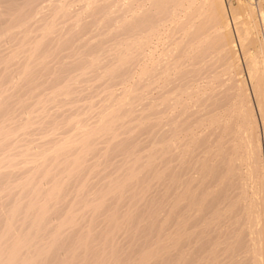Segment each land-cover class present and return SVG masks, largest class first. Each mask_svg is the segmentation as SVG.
<instances>
[{
  "label": "bare ground",
  "instance_id": "6f19581e",
  "mask_svg": "<svg viewBox=\"0 0 264 264\" xmlns=\"http://www.w3.org/2000/svg\"><path fill=\"white\" fill-rule=\"evenodd\" d=\"M44 83L109 88L80 106L85 116L69 110L79 116L74 122L64 112L66 128L80 136L61 135L55 151L46 149L59 158L50 151L46 158L44 149L35 160L46 137L38 152L33 142L20 147L21 156L13 152L23 157L25 172L19 163L16 173L26 175L17 191L24 196L11 192L0 219V264H228V252L229 264H264V0H0V115L14 91ZM39 91L15 94L40 102ZM33 107L23 109L28 122L38 114ZM0 123L2 140L11 131ZM132 132L145 133V141ZM112 153L120 157L107 172ZM15 160L0 156L1 181V168L13 173ZM46 168L53 178L43 177ZM94 174L96 189L83 190ZM75 176L82 184L78 179L79 188L66 193H75L70 203L69 196L59 201ZM47 178L56 182L44 186ZM56 196L64 216L50 202ZM79 219L86 222L73 227ZM122 240L129 242L126 256Z\"/></svg>",
  "mask_w": 264,
  "mask_h": 264
},
{
  "label": "rangeland",
  "instance_id": "374dc122",
  "mask_svg": "<svg viewBox=\"0 0 264 264\" xmlns=\"http://www.w3.org/2000/svg\"><path fill=\"white\" fill-rule=\"evenodd\" d=\"M46 83H44V84H39V86L37 87L38 89L40 88V91L37 89V88H35L36 86H32V87H28V89H32V91L31 90H28V91H24V94L22 93V91L23 90H21L22 88H24V90L26 89V87H22L21 89H19L20 91H18V93L16 92V91H14L10 96H9V98H8V105H9V107H11V108H9V110L6 112V113H3V115L1 114L0 115V122H2V123H4L3 125H1V129L4 131V132H6V133H8L9 131H11V133H8V135L5 137V138H3L2 140H0V142L2 141V142H4V140H5V144H6V142L7 141H9L8 142V144L7 145H5V144H3L2 142V144L3 145H1L0 146V151L2 150L1 148H2V146H4L3 147V150H2V153H3V151L6 153V155L8 154L9 155V159H10V161L9 162H11V163H13L11 160H14V159H16L17 158V160H15L14 162L16 163V164H18L17 165V167L14 165V164H12L13 165V167H15V169L13 170L14 172L12 173V169L11 170H9V168L11 167V166H7V167H2L1 168V171H2V174H1V176H3V174H4V177H6L5 179L4 178H1L2 179V181L4 180L5 182H6V185H7V187L6 186H4L5 185V182H2L1 180H0V183L2 182V183H4L3 184V186L4 187H0V188H2L1 190H3V191H1L0 190V213H1V215H0V219L4 222V220H3V217H5V213H3V212H8V210L7 209H10V206L12 205V203H11V201L13 200V197H12V193L14 194L13 196H16L17 194L18 195H20L21 193H20V190H21V188H22V183H24L23 181H25L24 179H25V177L24 176H26L25 175V173H24V176H22L23 175V173L22 172H20L19 174H17L16 173V170H19V163H21L20 164V167H21V169L23 168V172H25L24 171V167H22L21 165H22V162H20V159L21 158H23V157H21V158H18L19 157V155L21 156L22 154V152H23V150L21 151V149H20V147L21 148H23L24 147V149L26 150V148H29V144L30 145H32V143H29V142H33V146L34 147H31L30 146V149L31 150H35V146H38L37 148H36V151L39 149V146L40 145H43L42 144V142L41 141H43V140H45L46 139V143H45V141H43V143H45V145H43V147L42 146H40V149H42V151L44 152V149L46 150L47 148L48 149H50V147L52 148V150L53 151H55L56 150V148H55V146L59 143V141H62V140H64V138H66L65 136H67V138H71V139H73L72 137H74V136H80L79 134L78 135H75L76 134V132L77 131H75L74 129H72L71 127L72 126H70V127H68V128H66L67 127V125L69 124L70 125V123H71V121H72V118H76V119H79V116L80 115H82V114H79L78 112L79 111H81V110H83L84 111V113H83V115L85 114V110H84V107L87 105V103L89 104V103H91V102H88V101H90L91 100V98H92V96H93V99H94V97H95V95L97 94V93H100V95L98 94V95H96V100H93L92 102H94V101H97L98 99H99V97L102 95V92H103V90L105 89V90H107L108 88L106 87V86H104L103 85V87H102V85H100V84H88V85H85V84H78L79 86H77V85H72V86H75V87H73V88H75V89H73L72 87H62V86H60V88L58 87V86H51V85H49V84H46ZM50 87H49V86ZM83 85H85V86H83ZM90 85V86H89ZM45 86H46V88H45ZM3 87V86H2ZM53 87V88H52ZM93 87V88H92ZM98 87H100V88H98ZM50 89V90H48V89ZM87 88H89V89H87ZM103 90H102V89ZM114 88L115 89H117L118 88V86L117 87H115L114 86ZM113 88V89H114ZM47 89V90H46ZM61 89V90H60ZM64 89H66V90H68V92L67 93H65L66 91L64 90ZM86 89V90H85ZM92 89V90H91ZM96 89H98L97 91H96ZM111 89V88H110ZM1 90V89H0ZM34 90V91H33ZM35 90H37V91H35ZM52 90H54V91H52ZM40 92V96H42V97H40V96H38V98H40L39 100H41V99H43V100H45V101H47V102H45V101H43V100H41L40 102L38 101V99H36V98H34L33 99V97H35V96H33V95H35V94H37V92ZM46 91H48V92H46ZM76 91V92H75ZM97 92V93H95V92ZM102 91V92H101ZM15 92L19 95V93H20V95L22 94V95H25V92H30L29 93V95L30 94H33V95H30V96H33V97H31V99H29L30 100V102L28 103V96L29 95H26L27 97V99L25 98V97H21V96H18V97H16V95L17 94H15ZM31 92H33V93H31ZM49 92H52L51 94H49ZM57 92V93H56ZM62 92V93H61ZM92 92H94L95 94H93ZM56 93V94H55ZM80 93V94H79ZM85 93H89V94H85ZM92 93V94H91ZM14 94H15V96H14ZM47 94H49V95H47ZM57 94H59V95H57ZM73 94V95H72ZM76 94H77V96H76ZM64 95H67V96H64ZM71 95V96H70ZM75 95V96H74ZM80 95V96H79ZM92 95V96H91ZM30 96H29V98H30ZM37 96V95H36ZM50 96V97H49ZM89 96H90V99H89ZM48 97H49V99H51V101L48 99ZM64 97H67V98H64ZM69 97H71V98H73V99H70ZM12 98H13V100H12ZM14 98H16V100L14 99ZM17 98H19V99H21V101L22 100H24V101H22V104L24 103V105H23V107H20V100L19 99H17ZM26 100H25V99ZM64 98V99H63ZM76 98V99H75ZM88 98V99H87ZM36 99V100H35ZM48 99V100H47ZM57 99V100H56ZM80 99H81V101H80ZM85 101H84V100ZM32 100V101H31ZM63 100H65V102L67 101V103L65 104V102L63 101ZM14 101V102H13ZM19 101V102H18ZM37 102V103H35V102ZM43 101V102H42ZM49 101V102H48ZM84 101V103H82ZM9 102H11V103H9ZM16 102H18V105H17V103ZM34 102V103H33ZM45 102V103H44ZM59 102H61V104L59 103ZM33 104V106H34V104L36 105V106H34L35 107V109H36V107L38 106V109H32V110H34L35 112L33 113V114H35V113H38V114H35V116L34 117H32V119L30 120V122L32 121V120H34V118H35V121H33V123L31 124L30 122H28L27 120H26V117L27 116H25L24 117V115H26V114H24L23 113V111L25 110V109H30V108H32L33 106H32V104ZM49 103V105H47ZM52 103V104H51ZM54 103V104H53ZM56 103V104H55ZM63 103H64V106H65V108H63ZM17 105V107L15 108V106ZM40 106H39V105ZM42 104V105H41ZM85 104V105H84ZM94 104H97V103H94ZM93 104V105H94ZM11 105V106H10ZM15 105V106H14ZM46 105V106H45ZM58 105V106H57ZM60 105H62V106H60ZM82 105H84V107H80V106H82ZM32 106V107H31ZM43 106V107H42ZM45 106V107H44ZM68 106V107H67ZM78 106H79V108H78ZM97 106L98 105H95V107L97 108ZM25 107V108H24ZM33 107V108H34ZM39 107H41V108H39ZM47 107V109H45ZM94 106H93V108L94 109H96ZM44 108V109H43ZM51 108V109H50ZM55 108H57L58 109V111L57 110H55ZM78 108V109H77ZM18 109L20 110V111H22V112H20V111H18ZM24 109V110H23ZM60 109V110H59ZM14 110V111H13ZM26 110V111H27ZM39 110H40V112H39ZM45 110V114L43 113V111ZM50 110V111H49ZM62 110V111H61ZM72 111L73 112V114L75 115V113L76 114H79V116L78 115H76L77 117H72L70 114H68L70 111ZM79 110V111H78ZM17 111V114H15V112ZM26 111H24V112H26ZM48 111V112H47ZM53 111H55V112H53ZM69 111V112H68ZM9 112V113H8ZM64 112H66V115H69V118H70V116H71V121H69L68 122V124H67V118H68V116L66 117L65 116V114H64ZM14 113V114H13ZM20 113H22V114H20ZM58 113L61 115V113H62V115L61 116H63L62 118H61V116H59L58 115ZM71 113V112H70ZM81 113V112H80ZM6 114V115H5ZM8 114H10L9 116H8ZM19 114V115H18ZM24 114V115H23ZM33 114L31 115V116H33ZM43 114H44V116H43ZM22 115V116H21ZM38 115V116H37ZM41 115H42V118H41ZM47 115V117H45ZM8 116V117H7ZM19 117V118H17V117ZM53 116V117H52ZM55 116H58V118L57 117H55ZM85 116V115H84ZM84 116L82 117V118H84ZM10 117V118H9ZM24 119H23V118ZM5 118V119H4ZM9 118V119H8ZM17 118V119H16ZM20 118H21V121H20ZM44 118H45V120L47 121V123H46V121L44 122V121H41L40 122V120H44ZM52 118V119H51ZM56 118V119H55ZM61 118V119H60ZM64 118V119H63ZM81 118V119H82ZM7 119V120H6ZM16 119V120H15ZM62 120L61 121V123H59L60 122V120ZM67 119V120H66ZM10 120V121H9ZM13 120H15V122L13 121ZM22 120L25 122V124H27L26 125V127H25V129L24 128H22L23 126L22 125H25L24 124V122H22ZM64 120V121H63ZM70 120V119H69ZM4 121V122H3ZM18 121V122H17ZM52 121H54V122H52ZM75 121V119H73V121L72 122H74ZM5 122H7L8 124H6ZM26 122H28V123H26ZM43 122V123H42ZM52 122V123H51ZM13 123V124H12ZM18 123V124H17ZM21 123V124H20ZM23 123V124H22ZM39 123H41V124H39ZM54 123H56V124H54ZM66 124V126L64 125V126H60L59 127V125L60 124ZM1 124V123H0ZM36 124H37V126H38V129H37V127H35L36 126ZM14 125V126H13ZM20 125V126H19ZM49 125H52V126H49ZM57 125V126H56ZM73 125V124H72ZM5 126V127H4ZM7 126V127H6ZM11 126V128H10V130H9V127ZM13 126V127H12ZM17 126H18V128H17ZM22 126V127H21ZM42 126V130L44 131H42V130H40L39 128ZM16 127V128H15ZM21 127V128H20ZM51 127H53V128H58L57 130H55V129H51ZM61 127H65L64 129L62 128V131H60L61 130ZM6 128V129H5ZM13 128V129H12ZM5 129V130H4ZM8 129V130H7ZM19 129V130H18ZM28 131H27V130ZM30 129V130H29ZM36 129V130H35ZM68 131H67V130ZM14 130V131H13ZM18 130V131H17ZM38 130V131H37ZM40 130V131H39ZM46 130V131H45ZM16 131V132H15ZM25 131V132H24ZM36 131V132H35ZM53 131V132H52ZM55 131H56V133H55ZM63 131H64V133H63ZM137 131V130H136ZM18 132H19V135H18ZM25 133V135L26 136H24V133ZM26 132H30L29 134L28 133H26ZM50 132V133H49ZM74 132V133H73ZM44 133H45V135H44ZM59 133V134H58ZM63 133V134H62ZM74 134V136L72 135V134ZM137 133H139V134H137ZM9 134H15L14 135V137H13V135H9ZM18 135V137L20 138H18V137H16L17 135ZM43 134V135H42ZM47 134V135H46ZM54 136H57L56 137V139L53 137V135ZM67 134H71L70 136L69 135H67ZM127 134H129V133H127ZM126 134V135H127ZM130 134H137V135H139V137H140V139L141 140H143V137H144V140L143 141H145V137H146V134L144 133L143 134V132H142V134L140 133V132H132V133H130ZM141 134V135H140ZM50 135H52V139H51V136ZM61 135H64V136H62L63 138H62V140L61 139H59L60 138V136ZM136 135V136H137ZM11 136V137H10ZM41 136V137H40ZM49 136V137H48ZM69 136V137H68ZM119 136H125L124 134L123 135H119ZM118 136V137H119ZM9 137V138H8ZM16 137V138H15ZM24 137V138H23ZM46 137V138H45ZM78 137L76 138V137H74L75 139H78ZM117 137V138H118ZM227 137H229V135H226L224 138H223V140H225ZM13 138H14V140H13ZM26 138V139H25ZM43 138H45V139H43ZM48 138V139H47ZM120 138V137H119ZM18 139V140H17ZM28 139V140H27ZM43 139V140H42ZM54 139V140H53ZM58 139V140H57ZM26 140V141H25ZM31 140V141H30ZM38 140L40 141V143H38V145H37V142H38ZM55 140H57V142L56 143H54V141ZM48 141V142H47ZM52 141V142H51ZM22 143H25V144H22ZM34 143H36V145H34ZM51 143H54V145L53 146H49V147H46V146H48V145H51ZM11 144H12V146H11ZM21 145V146H18V145ZM47 144V145H46ZM105 144V143H104ZM100 145H103V144H100ZM6 147H8V148H6ZM55 148V149H54ZM13 149V150H12ZM15 149V150H14ZM20 149V150H19ZM39 149V150H40ZM146 149V148H145ZM21 151V152H17V151ZM31 150H29L30 152H31ZM38 150V151H39ZM36 151H32L31 153H33V154H37V152ZM47 151V153H46V155H48L49 154V151L50 150H46ZM45 151V152H46ZM51 152L50 154L51 155H54V153L55 152ZM13 152L15 153V152H17L16 154H19V155H17L16 156V154H14V156H13ZM45 152L44 153H41V150H40V152H39V154H37V155H39L38 156V158H35V160H37V159H39L41 156H42V154H44V156H45ZM0 153V156H2L3 154H5V153ZM41 153V154H40ZM35 154V155H36ZM58 154V153H57ZM57 154H55V155H57ZM73 154V153H72ZM75 154V153H74ZM92 154V153H91ZM89 155L88 157H90L91 158V156L92 155ZM93 154H97V151H95ZM118 154V153H117ZM117 154L116 153H112V155H110L111 157H109V160H108V162L107 163H105V165L108 167V165L107 164H109V163H111L112 161L114 162V165L116 164L115 162L116 161H118L119 159L118 158H116L115 156H117ZM25 155V154H24ZM51 155H48V156H45L46 158L48 157L49 158V156H51ZM54 155V156H55ZM11 157H15V158H11ZM26 157V156H25ZM37 157V156H36ZM53 156H51L50 158H52ZM57 157L59 158V156L57 155ZM61 157H62V155H61ZM118 157H120V154H118ZM28 159H30V160H32V156H28L27 157ZM34 158V157H33ZM42 158V157H41ZM44 158V157H43ZM45 158V159H46ZM114 158V159H113ZM263 158H264V154H263ZM117 159V160H116ZM40 160H42V159H40ZM40 160H38V161H40ZM49 159H47L46 160V167H48V168H51L52 167V160H50V161H52L51 162V165H48V163H50L49 161H48ZM90 161H92V158L88 161V162H90ZM31 162V161H30ZM33 163H35L34 162V160H33ZM53 164H56V165H54L53 167L55 168V169H53L54 171L56 170V169H58V170H56L57 172H56V174H55V172L54 171H51L52 169H49L50 171H49V173H45V171H47V169L48 168H46V170H44L43 171V173L42 174H44L45 173V175L43 176V177H45V176H47L48 177V174H50L51 175V177H52V175H54L55 174V176L57 175V173L59 172L60 173V171H61V169L62 168H58V167H60V166H58L57 167V165H59L57 162H55V163H53ZM87 164H89V163H87ZM102 164H104V163H102ZM112 164V165H111ZM111 164H109L111 167L113 166V163H111ZM48 165V166H47ZM62 166V165H61ZM106 166H104L103 167V169L104 168H106ZM108 167L107 169H111V167ZM9 167V168H8ZM99 167H102V165H100ZM18 168V169H17ZM107 169H105L107 172L108 171H110V169L109 170H107ZM4 170H5V172L6 173H9V175H7V174H5V172H4ZM9 170V171H8ZM21 171V170H20ZM86 171L87 170H84V172H82L83 174H85L86 173ZM4 172V173H3ZM17 172H19V171H17ZM52 172H54V174L52 173ZM191 172V169H186V170H183V172L181 173V175H182V177H185V176H187L189 173ZM40 173V174H41ZM188 173V174H187ZM22 174V175H21ZM27 174V173H26ZM42 174H41V176H39L40 178H38V179H41V177H42ZM82 174V175H83ZM6 175V176H5ZM49 175V176H50ZM60 175V174H59ZM61 175L63 176L64 175V173H61ZM95 175V174H94ZM91 176V177H95V178H91V179H97V180H92L91 181V183H92V185H91V183H89L90 182V178L88 179V182H87V187H85L83 190H85V189H87L88 188V185H89V188H88V190H90V191H94L95 189H96V187L98 186V184H97V181L98 180H100V179H98V177L100 178V176L99 175H95V176ZM58 176V175H57ZM56 176V177H57ZM96 176H97V178H96ZM20 177H21V179H23V181L20 179ZM53 178V177H52ZM51 178V179H52ZM73 178L75 179V178H77L76 176L75 177H72V178H69V179H67L65 182H66V186L68 187L67 189H66V191L65 190H63V193H64V191H65V194H64V197L63 198H59L58 200L59 201H64L65 199L64 198H67L68 196V200L66 199V203L67 202H69L70 203V198L71 197H73L74 196V194L72 195V194H70L71 192H69V194L66 196V193H68V191L69 190H73L74 192H75V189L77 188H79L78 186H80L81 184H82V178H83V176H81L80 178H78L79 179V182L81 183V184H79V182H78V179L77 180H73ZM46 179V178H45ZM72 179V180H71ZM44 180V179H43ZM49 180V183H55L54 181H52V180H55V179H52L51 181L52 182H50V178H47V180L45 181L44 180V183L42 182V184L44 185L45 184V182H47ZM70 180H71V182H70ZM41 181V180H40ZM76 181V184L74 185L73 183ZM94 181H96L95 183H94ZM65 182H63V185H64V183ZM73 182V183H72ZM21 183V184H20ZM41 183V182H40ZM46 184V187L48 188L49 187V185H51V184ZM68 183H70V184H68ZM42 184H40V186H41V188H40V192L43 190V189H45V187L43 188V186H42ZM62 184V183H61ZM60 184V185H61ZM72 184H73V186H72ZM97 184V185H96ZM2 185V184H1ZM0 185V186H1ZM63 185L60 187V188H62L63 187ZM9 186V187H8ZM45 186V185H44ZM65 186V185H64ZM70 186V187H69ZM95 186V187H94ZM6 187V188H5ZM91 187V188H90ZM4 188H5V190H4ZM11 189V191H10V189ZM43 188V189H42ZM51 188V187H50ZM59 188V189H60ZM71 188V189H70ZM20 189V190H19ZM63 189V188H62ZM76 189V190H77ZM7 190V191H6ZM10 191V193H9V191ZM19 190V193L17 192ZM61 190V189H60ZM46 191V193L48 192L47 191V189L46 190H44V191H42L41 193H42V195H46V193H44ZM72 191V192H73ZM12 192V193H11ZM60 192H61V194H63L62 193V191H57L56 193L59 195V196H62L61 194H60ZM9 193V194H8ZM15 193H17L16 195H15ZM24 193V192H23ZM54 194V195H57V194ZM11 194V196H9ZM25 195H26V193H24ZM17 195V196H18ZM57 195V196H58ZM22 196H24L23 194L22 195H20V197H22ZM57 196L56 197H52V199L50 200V202L51 203H54V202H52V201H55L56 199L55 198H57ZM26 197H27V199H28V196L26 195ZM26 197H24V198H26ZM15 198H17V197H15ZM14 198V199H15ZM23 198V199H24ZM26 199V200H27ZM54 199V200H53ZM56 202V201H55ZM65 202V201H64ZM59 203H61V202H56V203H54L53 204V206H55V205H57V204H59ZM63 203V202H62ZM69 203H68V205H69ZM60 205V204H59ZM56 207H59L58 205L56 206ZM62 207V204H61V206L59 207V208H61ZM68 206H67V204L65 205V209H68L67 208ZM25 209V208H24ZM53 209H54V207H53ZM55 209H57V208H55ZM62 209V208H61ZM61 209H59L60 211H61ZM52 211V210H51ZM50 211V213L51 214H55V216L54 217H56V219L58 218L59 220L58 221H60V220H62L61 218H59V217H57L58 215H60L61 213L59 212V211H57V212H55V210H53V212H55V213H52ZM65 211V212H64ZM80 211V210H79ZM62 212H64V213H62V215L64 214L65 215V213H66V210H63L62 209ZM3 213V214H2ZM21 214H23V213H21ZM62 215H60V217H62V218H64ZM22 215H20V217H21ZM52 216V215H51ZM50 217V214H49V217L48 218H50L49 220H47V221H50L51 219H53L54 217ZM47 218V219H48ZM101 218L102 217H100V220H101ZM55 219V218H54ZM53 219V220H54ZM55 219V220H56ZM80 220V221H79ZM78 221H77V223H75V225H73V227L75 226V227H79V224H84V222H86L87 221V218H85L84 220H86V221H83V219H79ZM2 221H0V223H2ZM58 221H55V222H52V221H50V223H54L53 225H56V222H58ZM83 221V222H82ZM49 223V222H48ZM48 223H46V225L48 224ZM100 223V222H99ZM99 223L97 224V225H99ZM3 224V223H2ZM1 224V225H2ZM51 224V226L53 227V225ZM0 225V227H4V225H2L1 226ZM2 227V228H3ZM49 227V226H48ZM120 238H122V237H120ZM71 239V238H70ZM69 239V241H68V243L71 241ZM66 243H67V241H66ZM67 243V244H68ZM125 243H127V244H129V242H127V241H121V249L123 248V245H124V248L126 249V247H129V245L127 246V244H125ZM122 249V250H125V249ZM200 247L197 245L196 247H195V251L197 252L198 251V249H199ZM121 249H120V251H121ZM126 250H128V251H126ZM125 250V252L124 251H122L123 253H125V254H122V255H125L126 256V254L129 252V249H126ZM202 251V248L200 249V252ZM222 256H226L225 258H224V260L223 261H225V262H227L228 264L229 263H231V261L233 260V258L234 257H232V256H230V253L228 252V253H226V254H223ZM188 264H198V262H197V259H193L192 261H189L188 262Z\"/></svg>",
  "mask_w": 264,
  "mask_h": 264
}]
</instances>
